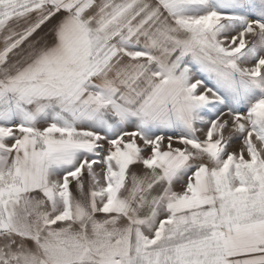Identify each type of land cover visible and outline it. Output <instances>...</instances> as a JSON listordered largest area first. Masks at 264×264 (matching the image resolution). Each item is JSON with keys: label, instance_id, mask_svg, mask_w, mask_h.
I'll return each mask as SVG.
<instances>
[{"label": "snow or ice", "instance_id": "6c2138e0", "mask_svg": "<svg viewBox=\"0 0 264 264\" xmlns=\"http://www.w3.org/2000/svg\"><path fill=\"white\" fill-rule=\"evenodd\" d=\"M0 264H264V0H0Z\"/></svg>", "mask_w": 264, "mask_h": 264}]
</instances>
